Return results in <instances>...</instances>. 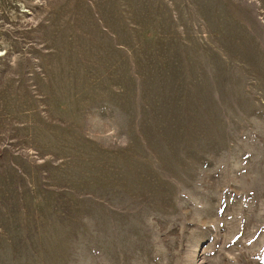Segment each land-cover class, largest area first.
<instances>
[{"label": "rangeland", "instance_id": "rangeland-1", "mask_svg": "<svg viewBox=\"0 0 264 264\" xmlns=\"http://www.w3.org/2000/svg\"><path fill=\"white\" fill-rule=\"evenodd\" d=\"M254 173L264 0H0V264H264Z\"/></svg>", "mask_w": 264, "mask_h": 264}, {"label": "clouds", "instance_id": "clouds-1", "mask_svg": "<svg viewBox=\"0 0 264 264\" xmlns=\"http://www.w3.org/2000/svg\"><path fill=\"white\" fill-rule=\"evenodd\" d=\"M85 135L102 143L106 149L127 147L129 143L123 118L118 117L115 112L107 119H101L96 116V122L85 130ZM251 179L253 181H261L264 180V177L254 173Z\"/></svg>", "mask_w": 264, "mask_h": 264}]
</instances>
